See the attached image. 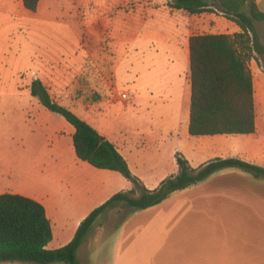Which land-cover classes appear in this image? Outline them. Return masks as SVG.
<instances>
[{"label":"crops","instance_id":"crops-1","mask_svg":"<svg viewBox=\"0 0 264 264\" xmlns=\"http://www.w3.org/2000/svg\"><path fill=\"white\" fill-rule=\"evenodd\" d=\"M150 1L154 6L142 2L141 7L135 4L125 9L130 0H100L98 23L91 25V0H40L35 13L25 10L21 0H0L2 50L7 49L4 42L9 38L11 15L18 13L22 20L17 29L24 30L19 34L18 55L13 56L17 69L10 70L9 80L15 81L16 73L28 69L37 72L25 90H12V96L27 99V105L19 109L22 132L41 136L44 130L47 139L58 136L61 141L51 151L54 160L48 167L39 163L45 167L30 182L16 180L10 163L4 164L0 194H19L44 207L52 230L49 250L67 245L94 209L132 185L118 172L96 169L76 157L73 126L31 97L34 80L42 82L51 98L54 89H59L61 98L64 92L76 93L69 107L81 103L86 113L98 107V112L83 120L114 145L148 190L178 173L177 155L193 168L230 158L264 168V54L253 52L247 61L253 82L254 133L191 136L189 40L203 34L232 35L241 29L219 12L189 15L169 9L170 0ZM255 3L264 14V0ZM75 12L87 35L80 89L73 65L60 67L62 55L72 52L76 40L73 26L64 19H72L70 13ZM59 28L67 29L70 37L60 43L44 38V32L55 34ZM96 33L101 44L91 39L90 34ZM63 76L67 86L55 88ZM92 95L93 101L88 99ZM63 101L60 105L66 107ZM54 116L61 118L62 130ZM15 131L26 145V139ZM77 259L79 264H264V179L226 168L172 193L158 205L127 211L112 229L96 220Z\"/></svg>","mask_w":264,"mask_h":264},{"label":"trees","instance_id":"trees-1","mask_svg":"<svg viewBox=\"0 0 264 264\" xmlns=\"http://www.w3.org/2000/svg\"><path fill=\"white\" fill-rule=\"evenodd\" d=\"M31 13L40 0H21ZM166 6L186 14L219 12L235 23L240 33L203 34L189 40L191 102L188 132L191 136L252 134L255 111L252 75L247 61L252 53L262 55L256 25L264 21L255 0H170ZM30 95L44 108L61 116L74 128L72 137L76 157L96 169L115 171L132 187L118 192L94 209L79 225L65 246L49 250L51 224L44 207L37 201L11 193L0 194V264H79L77 251L91 232L97 218L118 205L128 213L153 207L174 192L195 185L212 174L236 168L255 179H264V168L240 159H215L193 168L181 155L176 156L178 173L165 178L153 190L132 174L126 161L112 143L101 137L83 119L54 101L39 80L32 81Z\"/></svg>","mask_w":264,"mask_h":264},{"label":"rangeland","instance_id":"rangeland-1","mask_svg":"<svg viewBox=\"0 0 264 264\" xmlns=\"http://www.w3.org/2000/svg\"><path fill=\"white\" fill-rule=\"evenodd\" d=\"M142 2H144L145 5L154 6L153 2L150 0H130L129 4L123 8H134L133 5L138 4L137 7L142 6ZM64 4V3H63ZM62 4V5H63ZM100 4V0H91L90 3V24L96 25L98 23L97 16H98V10L96 9V6ZM23 9V8H22ZM140 9V8H138ZM47 9H45V6L42 7V12H46ZM16 11V10H15ZM24 11V10H23ZM76 11L73 9V12ZM66 12V7L62 8V13ZM70 17L72 19H64V21H67L68 24H71L74 28V35L73 37L76 38L74 43V48L72 52H69V55L65 56L62 55L63 60L60 63V67L63 69H66L68 65H73L74 67V81L77 83V86H79V89L82 87V63L84 61V50L86 47V39L87 35L85 34V30H82L83 24L81 22V16L76 15L79 14L78 12L70 13ZM58 16H60V13L58 11ZM22 19L19 18L18 13H14L11 15V24L9 26V38L7 41L4 42L6 45L5 50H2L0 45V169L3 168V165L6 163H10V172L11 175L14 176L16 180L24 181V182H30L32 178L37 174V172H40V170L45 167L41 166L39 167V163H49L51 160H54V155L51 153V151L55 148L56 144L59 145L61 142L57 137L53 136L52 139H47V136L43 134L41 136H32V134H27L22 132V127L19 123H22V118L19 115V109H21L22 105H27V99L25 97H14L12 96V90H25L29 84V81L31 78H34L37 76V72L32 71L30 69L26 70L25 72L22 71L20 73H16L15 81L9 80V73L12 69H17V59L16 57H13L14 55H18V46H19V34H23V29L18 28V21H21ZM60 32V33H59ZM256 32H257V40L259 44H264V25H258L256 26ZM44 38L50 39L53 42L56 41V43H60L59 41L62 39H66L70 37V34L68 33V30L65 28L60 29L55 34L53 33H43ZM91 39H93V43L97 44L100 43L99 35L96 34H90ZM47 40V41H48ZM58 40V41H57ZM43 41H45L43 39ZM102 41V40H101ZM107 43V42H105ZM104 43V44H105ZM50 44V43H49ZM101 44V43H100ZM3 46V45H2ZM95 47L99 48V45H96ZM5 47L3 46V49ZM48 49V47H46ZM42 49V48H41ZM92 52V50H91ZM67 58V60L65 59ZM71 69V68H70ZM7 75V78H6ZM66 76H63V80L59 83L55 84V88H57L56 85L59 87H66ZM46 87L48 86L49 82H46ZM74 83V82H73ZM52 88H49L51 90ZM125 94L129 95V92L127 89H123ZM81 91V90H79ZM8 92V94H6ZM81 93V92H80ZM79 93V94H80ZM52 99L58 100L57 103L60 104L61 101L66 100L65 103H63L66 107L69 108L68 110L71 111L73 114L80 118H85V116H88L89 113L98 112V107L94 106L92 111L89 113H86L82 110V104L80 103L77 108L69 107L67 104L72 98V96L76 97V93L72 91H67L63 93L64 98L60 97V91L59 89H54L51 91ZM81 95V94H80ZM92 98H88L91 101L95 100V95H92ZM87 98L82 97V100L84 102H87ZM62 106V105H61ZM64 107V106H63ZM96 115V114H95ZM55 119H57V125L60 130L61 129V118H58L54 116ZM64 121V120H63ZM93 122V121H91ZM89 124V123H88ZM90 125V124H89ZM91 127L93 125H90ZM93 128V127H92ZM15 130L19 131V135L22 134V137L26 139V145L22 143L21 140L18 139L17 132ZM15 131V133H14ZM17 136V137H16ZM15 137V138H12ZM12 138V139H11ZM64 148L66 149V146L64 143H62ZM58 163H60V160H57ZM43 165V164H42ZM48 167V165H46ZM127 213V210L123 208V206L118 205L117 207L113 209H108L104 211L98 218H97V224H105L109 229H112L114 227V224L120 219H122Z\"/></svg>","mask_w":264,"mask_h":264},{"label":"built area","instance_id":"built-area-1","mask_svg":"<svg viewBox=\"0 0 264 264\" xmlns=\"http://www.w3.org/2000/svg\"><path fill=\"white\" fill-rule=\"evenodd\" d=\"M123 97H125V95H123Z\"/></svg>","mask_w":264,"mask_h":264}]
</instances>
